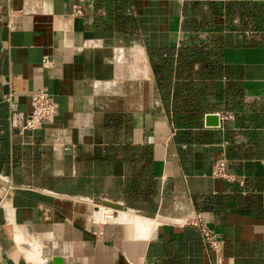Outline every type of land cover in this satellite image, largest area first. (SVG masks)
<instances>
[{"label":"crops","instance_id":"crops-1","mask_svg":"<svg viewBox=\"0 0 264 264\" xmlns=\"http://www.w3.org/2000/svg\"><path fill=\"white\" fill-rule=\"evenodd\" d=\"M201 43L206 59L177 76L176 56ZM169 56L164 97L156 70ZM186 80L208 102L205 138L177 142L172 97ZM39 89L55 113L22 128L10 116ZM209 113L215 125L204 124ZM219 157L233 179L210 173ZM206 195L219 204L197 207ZM102 207L112 219L97 221ZM217 255L264 264V0H0V261L213 264Z\"/></svg>","mask_w":264,"mask_h":264},{"label":"trees","instance_id":"trees-1","mask_svg":"<svg viewBox=\"0 0 264 264\" xmlns=\"http://www.w3.org/2000/svg\"><path fill=\"white\" fill-rule=\"evenodd\" d=\"M250 17V22L255 27L258 26L259 17L256 12L252 10H246V19ZM202 43L199 44L197 49L187 48L192 52L179 54L176 56V68L174 73L177 76L183 75L188 77L192 73V61L198 60L202 62L206 59V55L202 50ZM189 47V46H188ZM172 58L169 56L165 58L156 70V83L162 91L163 96L166 97L167 84L170 78L172 70ZM208 102L204 100V96L200 86H196L193 81L186 80L180 89L179 95L172 97V122L174 124L175 132L174 139L179 141H193L204 139V132L202 131L201 115L207 107ZM257 181V180H256ZM259 187V186H258ZM233 202L239 201V194L234 192L228 195ZM204 204H198L196 198L194 203L199 208H206L213 206V204H219L217 195H206L204 197Z\"/></svg>","mask_w":264,"mask_h":264},{"label":"built area","instance_id":"built-area-1","mask_svg":"<svg viewBox=\"0 0 264 264\" xmlns=\"http://www.w3.org/2000/svg\"><path fill=\"white\" fill-rule=\"evenodd\" d=\"M76 12H79L78 7H74ZM55 113V104L50 95L42 90H36L30 96V108L27 112L22 113L20 111H13L10 120L15 122L16 120H22V128H34L42 123L50 121ZM223 116V114H222ZM210 173L216 177H224L226 179H233L232 174H229L224 169V159L219 157L214 160ZM192 223L197 225L201 232L202 241L204 244L217 249L218 241L213 233L200 221L198 215L193 218ZM221 257L216 256L213 264H221ZM0 264H7L4 261H0Z\"/></svg>","mask_w":264,"mask_h":264},{"label":"bare ground","instance_id":"bare-ground-1","mask_svg":"<svg viewBox=\"0 0 264 264\" xmlns=\"http://www.w3.org/2000/svg\"><path fill=\"white\" fill-rule=\"evenodd\" d=\"M118 210H122V209H118ZM99 216L97 218V221H104V220H109L113 218V212L112 210H110L109 208H99Z\"/></svg>","mask_w":264,"mask_h":264},{"label":"water","instance_id":"water-1","mask_svg":"<svg viewBox=\"0 0 264 264\" xmlns=\"http://www.w3.org/2000/svg\"><path fill=\"white\" fill-rule=\"evenodd\" d=\"M216 120H217L216 114L209 113L204 116V124L206 125H215L217 122Z\"/></svg>","mask_w":264,"mask_h":264}]
</instances>
